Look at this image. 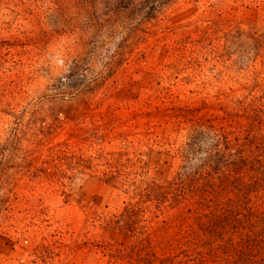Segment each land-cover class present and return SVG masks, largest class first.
<instances>
[{"label": "rangeland", "instance_id": "obj_1", "mask_svg": "<svg viewBox=\"0 0 264 264\" xmlns=\"http://www.w3.org/2000/svg\"><path fill=\"white\" fill-rule=\"evenodd\" d=\"M147 3L98 31L77 0H0V264H145L110 224L177 173L179 110L264 97V0Z\"/></svg>", "mask_w": 264, "mask_h": 264}, {"label": "trees", "instance_id": "obj_2", "mask_svg": "<svg viewBox=\"0 0 264 264\" xmlns=\"http://www.w3.org/2000/svg\"><path fill=\"white\" fill-rule=\"evenodd\" d=\"M101 1L77 0L90 29L102 31L144 8L155 11L147 0H110L107 13H100ZM204 110H179L176 118L191 129L178 150L177 173L162 182L142 181L138 202L110 225L134 240L145 264H264V97L238 99L220 114ZM158 214L171 219L158 227Z\"/></svg>", "mask_w": 264, "mask_h": 264}]
</instances>
